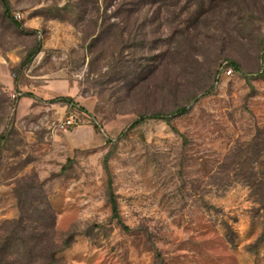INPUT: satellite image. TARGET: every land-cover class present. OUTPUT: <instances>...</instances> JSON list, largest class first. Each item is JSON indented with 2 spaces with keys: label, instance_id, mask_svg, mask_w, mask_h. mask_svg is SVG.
I'll return each mask as SVG.
<instances>
[{
  "label": "rangeland",
  "instance_id": "374dc122",
  "mask_svg": "<svg viewBox=\"0 0 264 264\" xmlns=\"http://www.w3.org/2000/svg\"><path fill=\"white\" fill-rule=\"evenodd\" d=\"M7 3L0 264H264V0Z\"/></svg>",
  "mask_w": 264,
  "mask_h": 264
},
{
  "label": "trees",
  "instance_id": "16d2710c",
  "mask_svg": "<svg viewBox=\"0 0 264 264\" xmlns=\"http://www.w3.org/2000/svg\"><path fill=\"white\" fill-rule=\"evenodd\" d=\"M164 1H167V0H136L137 5H140V4H144V5H148L149 4V5H152V4H156V3L164 2ZM169 1L172 2V4L175 5L176 2L178 3L181 0H169ZM1 2H2L3 8H4L5 15L9 16V7H8L7 0H1ZM60 100L66 102V103H69V99L63 98V99H60ZM158 117L159 116H152L151 118L157 119ZM142 119H144V118H142ZM108 187L110 189V192H109V204H110V207H111L112 218L114 220H117L118 222H120V217H119L118 207H117V201L115 199L114 194L111 191V183H109V186Z\"/></svg>",
  "mask_w": 264,
  "mask_h": 264
},
{
  "label": "built area",
  "instance_id": "2783aa9c",
  "mask_svg": "<svg viewBox=\"0 0 264 264\" xmlns=\"http://www.w3.org/2000/svg\"><path fill=\"white\" fill-rule=\"evenodd\" d=\"M227 74H231V72L228 71ZM78 120H79L78 118L73 116L66 117L62 122L58 124L57 128L58 130L66 131L68 129L75 127L78 123Z\"/></svg>",
  "mask_w": 264,
  "mask_h": 264
}]
</instances>
